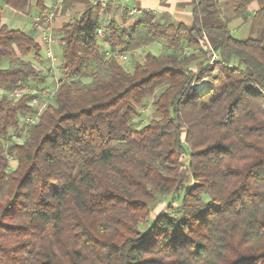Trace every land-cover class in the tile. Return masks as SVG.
I'll use <instances>...</instances> for the list:
<instances>
[{
  "label": "trees",
  "instance_id": "obj_1",
  "mask_svg": "<svg viewBox=\"0 0 264 264\" xmlns=\"http://www.w3.org/2000/svg\"><path fill=\"white\" fill-rule=\"evenodd\" d=\"M191 3L190 25L144 11L122 26L104 19L110 7L64 0L61 16L85 8L57 30L61 77L33 124L37 95L15 93L48 89L52 72L24 59L41 55L34 30L0 25V264H264V0H229L261 31L243 40L220 0ZM155 43L164 51L133 71L120 62ZM207 75L209 91L196 89Z\"/></svg>",
  "mask_w": 264,
  "mask_h": 264
},
{
  "label": "rangeland",
  "instance_id": "obj_2",
  "mask_svg": "<svg viewBox=\"0 0 264 264\" xmlns=\"http://www.w3.org/2000/svg\"><path fill=\"white\" fill-rule=\"evenodd\" d=\"M124 1V3H127V5L129 7L132 6H138L140 4L139 0H122ZM57 6V2L52 3L49 6V10L46 14V16H53V14H55V10H57L58 8H56ZM229 1L228 0H223L221 1V9L223 11V15L227 18L228 23H229V27L232 30V34L234 35L235 38L237 39H247L249 37H258L260 36V30H254L251 27L250 22H244L241 18L239 17H235V15L232 13L231 7H229ZM13 11L10 9H7L6 7L3 6L2 9H0V25H2L4 22L12 29H19L22 31H29L30 30V26L28 25V22L30 20V17L27 16H20L17 15V13H12ZM58 12V10H57ZM80 10H76L71 12V16L70 18L67 19H71L73 17H76L80 14ZM32 17L34 16V14H36L35 12L32 13ZM55 16V15H54ZM135 17V16H133ZM54 19V17H52ZM40 19V18H39ZM46 17H44V19H40L38 21H36L35 19L33 20L32 25L36 28L35 30V36L37 39V35L38 32L41 33V30L43 32H46V34H49L47 31V27L49 26V24H51L52 19L50 21L49 24H47V20H45ZM104 19L107 21L109 20V16H104ZM31 21V20H30ZM123 21V20H122ZM122 21L120 20V24L122 23ZM124 22V21H123ZM27 24V25H26ZM125 24V23H124ZM123 24V25H124ZM50 27V26H49ZM41 28V29H40ZM54 31V30H53ZM54 37H55V32L53 33ZM164 45L163 44H159V43H155L152 44L151 46H149L146 49H142V50H137L136 52H134L133 54H126V58L125 59H119L120 62L123 64V66L128 70V71H133L134 66L136 63H140L143 61L144 56L147 52H151L153 54L159 55L161 54L164 50ZM105 48L108 49V47L106 45H104ZM61 51L57 54H54V59H49L47 57V53L46 55H43V53L41 55H34L32 54L31 56H27L24 57V59L26 60H30V61H34L35 62V66H37L38 70H40V66L42 68H45V73H48L49 70L52 72V77L50 78L48 81V89H50V92L55 89V79H60L61 77V70H60V66H61ZM46 58V59H45ZM207 60H208V56L206 55ZM49 66H55V68H51L48 70ZM42 70V69H41ZM213 78V75H207V77L202 81V83L197 86L199 88H204L205 90L207 89V92L209 91L208 88H210L211 86V80ZM197 89V88H196ZM56 90V89H55ZM198 91V90H197ZM160 93V91L158 92V94ZM4 91H2L0 89V97L1 95L3 96ZM155 101V98H150L147 99L145 107L142 108L141 113L139 115V118L137 117L136 119H134V126L137 129H140L142 127H144L149 120L152 119V117H154V107H153V102ZM47 101H44V103H46ZM42 103V99L39 100V102H37L36 104H41ZM11 166V169H15L17 166V162L15 161V159L11 158V162L9 163ZM207 197H204V200H207ZM165 204L166 201L161 200L158 201L152 211V216L151 219L147 220L146 223H143V226H141L143 231H147L151 228L152 224H153V219L154 217L157 215V213H159L161 210H163L165 208Z\"/></svg>",
  "mask_w": 264,
  "mask_h": 264
},
{
  "label": "crops",
  "instance_id": "obj_3",
  "mask_svg": "<svg viewBox=\"0 0 264 264\" xmlns=\"http://www.w3.org/2000/svg\"><path fill=\"white\" fill-rule=\"evenodd\" d=\"M89 1L93 4L101 3L103 5V7H105V8L110 7L109 11H107V13L105 15L109 16V20L112 18L116 19L118 22L120 20L121 21L123 20L124 22L122 21V23H121L122 26H125V25L132 23L144 11L153 12L156 16L157 21H159L161 23H175V22L179 23V22H182V23H185L186 25H190L192 23L191 22L192 21V17H191L192 3H191V0H139L140 4L138 6L136 5V6H132V7H129L127 5V3H124V1H122V0H89ZM220 1H223V0H220ZM54 2H57V0H47V11L44 15H41V14L39 15L34 11L36 14H34L33 17H30L31 21L30 20L27 21L28 25L30 26L29 27L30 30H34V31L36 30V28L32 25L34 19L50 17L48 15L46 16V14L49 10V6ZM6 3H7V0H0V9H2L3 6L6 7L7 9H10L9 7H7ZM84 8H85L84 5H77L73 11L80 10V12H82L84 10ZM134 8L140 10L141 14L138 16H135V17L130 16L129 10L134 9ZM231 10H232V8H231ZM59 11L58 12H57V10L54 11L55 14H53V16H51V18L54 17V19L52 18V22H51V24H49L50 27L49 26L47 27V29H48L47 32L52 35V37L54 38L55 41L53 43H51L50 45L43 43V41H41V34L42 33L38 32L37 41L39 42V44H41V48H42L41 54L43 53V55H46V49L49 47L52 49L53 53H55V54L56 53L58 54L61 51V45H60L59 40H58L57 30H59L61 28L60 26H62V23L64 21L68 20L67 18H70L71 12H69L67 14V16H61ZM13 13H15V12H13ZM13 13H12V15H13ZM232 13H233V10H232ZM17 15H19V14H17ZM20 16H22V15H20ZM5 24L6 23L4 22L2 25H5ZM54 32H55V37L53 34ZM33 63L35 64L34 61H33ZM51 68H55V66H49L48 70ZM44 69L45 68H42L40 66V71L41 72L43 71L44 74H47V73H45ZM46 84L48 85V82Z\"/></svg>",
  "mask_w": 264,
  "mask_h": 264
},
{
  "label": "built area",
  "instance_id": "obj_4",
  "mask_svg": "<svg viewBox=\"0 0 264 264\" xmlns=\"http://www.w3.org/2000/svg\"><path fill=\"white\" fill-rule=\"evenodd\" d=\"M63 1L64 0H57L56 8H58L57 9L58 11L60 10L61 4H62ZM129 14L132 17L133 16H138V15L141 14V11L136 9V8H134V9L129 10ZM40 19L42 20L44 18H40ZM40 19L36 18L35 20L38 21ZM51 19H52L51 17H46L45 20H47V22H48L47 24L50 23ZM104 31H105L104 27L101 28V30L99 32L100 37L104 36V34H105ZM41 33H42L41 34V41H43V43L50 45L51 43H53L55 41L51 34H46V32H43L42 30H41ZM204 48H205V51L207 52L208 62H209L210 65L213 66L217 61L219 62V60H220L219 56L215 53V51L213 50V48L209 44L206 47H204ZM46 53H47V57L49 59H52V60L54 59V54H53V51H52V49L50 47L46 49ZM118 57H119V59H125L126 58V54H118ZM55 91H56L55 89H54V91L52 90L50 92V89H46V88L45 89H41V90H35L33 88V89H30V90L27 89V90H24V91L20 90V91L15 93V97H17V98H20L26 92L33 93V94L37 95L31 101L32 105H34V107H35L34 109H35L36 113L32 114V115L30 114V115H27V116L24 117L25 122H27L26 124L35 123L37 121V119H38V116L47 107V105L50 104V103H53L54 95H56ZM40 99H42V103L41 104H36L37 102H39ZM44 101H47V102L44 103Z\"/></svg>",
  "mask_w": 264,
  "mask_h": 264
},
{
  "label": "bare ground",
  "instance_id": "obj_5",
  "mask_svg": "<svg viewBox=\"0 0 264 264\" xmlns=\"http://www.w3.org/2000/svg\"><path fill=\"white\" fill-rule=\"evenodd\" d=\"M197 89H199V87H196Z\"/></svg>",
  "mask_w": 264,
  "mask_h": 264
}]
</instances>
